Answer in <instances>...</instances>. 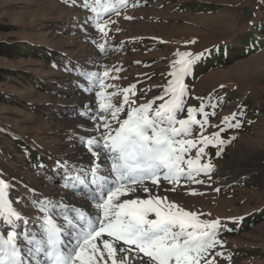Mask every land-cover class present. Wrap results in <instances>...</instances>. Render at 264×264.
<instances>
[{"label": "rangeland", "instance_id": "374dc122", "mask_svg": "<svg viewBox=\"0 0 264 264\" xmlns=\"http://www.w3.org/2000/svg\"><path fill=\"white\" fill-rule=\"evenodd\" d=\"M82 4L83 0H75V5L65 0H0L1 41L28 40L44 55L61 56L52 61L33 50L32 54L0 53V179L8 183V198L33 232L42 231L38 227L44 215L38 210L41 204L56 205L54 217L65 228L64 218H75L77 212L93 219L98 215L95 201L82 194L77 183L91 181L90 169L97 163L81 138L99 137L103 128L94 129L104 117L118 127L110 113L101 111L97 92L111 95V103L123 108L120 120L129 111L123 103L125 89L134 86V94L128 93L129 100L135 101L132 107L163 103L157 98L172 79L169 73L179 59L177 52L197 56L213 45L231 46L235 42L229 39L245 31L258 13L256 0H127L119 15L102 14L100 22L108 21L104 36L95 27V14ZM98 44H104L105 53ZM90 73H100L105 87L93 85ZM190 86L185 108L197 107L212 93L237 91L202 130L205 136L219 131L218 122L231 119L245 96L255 99L251 108L256 113L249 112L245 120L252 122L242 123L238 131L229 128L222 139H234L222 158L218 150L205 149L202 163L211 158L215 170L211 178L198 177L204 184L182 181L174 192L166 190L171 185L162 184L156 194L202 213L199 218L204 221L232 224L249 219L251 224L236 232H221L217 239L222 244L211 250L209 259L214 256L216 264H264V106L254 108L264 103V48L207 71ZM198 137L199 131L194 132L193 138ZM22 141L42 155L44 167L23 154L18 147ZM98 151L107 174L109 162L104 150ZM195 152L192 149L190 155ZM147 195L137 192L133 198ZM258 215L260 219L253 221ZM23 228L22 223L15 226L17 231ZM11 230L0 222V234Z\"/></svg>", "mask_w": 264, "mask_h": 264}, {"label": "snow or ice", "instance_id": "6c2138e0", "mask_svg": "<svg viewBox=\"0 0 264 264\" xmlns=\"http://www.w3.org/2000/svg\"><path fill=\"white\" fill-rule=\"evenodd\" d=\"M65 2L75 5V0ZM81 6L95 14V27L107 36L108 21L100 22L102 14L119 15L127 7V0H83ZM98 48L105 53L104 44H98ZM176 55L179 59L169 73L172 79L157 98L164 102L155 108V101L132 107L135 101L129 100L128 93L134 94L133 86L124 90L123 103L129 111L120 120L118 114L123 108L111 103V95L96 93L102 101L101 111L110 113L118 127L104 117L103 124L97 122L94 129L99 132L103 128L99 137L81 138L97 161L90 169L91 181H77L81 193L95 201V219L77 212L75 218H64L65 228L54 217L52 209L56 205L49 208L41 204L38 210L44 215L38 227L42 231L33 232L28 229L27 218L8 198V183L0 179V222L13 229L0 234V264H216L215 257L209 256L216 245L222 244L217 239L221 222L201 220L202 213L185 210L167 196L156 194L162 184L171 185L166 190L173 192L182 181L204 184L198 177L203 174L211 178L215 170L211 158L202 163L207 156L205 149L216 145L219 155V146L225 143L219 133L203 135L209 115H215L206 112L203 103L199 109L189 107L186 119L178 118L186 103L184 79L199 57L190 52ZM108 75V71L103 73ZM88 78L93 85L105 87L100 73H90ZM165 96L169 98L165 100ZM198 112L202 120L197 119ZM235 119L236 114L231 119L225 117L224 124L237 127L239 121L231 123ZM195 131H199L198 138H193ZM101 148L109 162L107 174L99 163ZM192 149H196L194 157L190 155ZM71 187L77 190L76 183ZM137 192L148 195L133 198ZM18 223L23 224V231L15 230Z\"/></svg>", "mask_w": 264, "mask_h": 264}, {"label": "trees", "instance_id": "16d2710c", "mask_svg": "<svg viewBox=\"0 0 264 264\" xmlns=\"http://www.w3.org/2000/svg\"><path fill=\"white\" fill-rule=\"evenodd\" d=\"M256 2L258 4V13L254 14L253 19L248 21L247 29L242 33H240L236 38L229 39L230 41L232 42L234 41L235 43H233L231 46H227L224 44L213 45L197 55L199 59L196 60L192 71H190L189 74L184 79V83L187 86V96L185 97V99L188 97V92L191 88V86L189 87L190 81L195 82L197 78H199L201 75H203L204 73H206L207 71L213 68L228 66L232 64L236 59L248 57L252 54L261 51L264 48V0H256ZM39 49L40 48L37 45L29 42L28 40H15V41L0 40V53L2 55L25 54V52L32 54V52L34 51L40 53L42 56L45 57L50 56L52 61H57L60 60L61 58V56L59 55L55 56V55H50L48 53L47 54L45 53L44 55V53L42 52L43 50H39ZM235 94H237L236 90L229 95L212 93L208 98L204 100L203 105L205 106V111L208 112L209 114L215 112V115H209V122L212 118L217 116L222 111V106L224 104H227L228 102H231L233 100ZM156 102L157 103L153 105L154 108L159 104H161L160 101H156ZM241 102L244 104L238 107L234 111L233 114H236V119L234 120V123H232V124H236L237 121H239V126L227 127L224 124L225 118L221 119L218 122L217 126L220 128V130L215 133H219L221 139L223 138L224 135H228L229 128H231L232 131H238L242 123L248 125L250 122H252V120H245V116L249 112L256 113V110L251 108L252 106H256L255 99L250 96H245L243 99H241ZM201 104H199L197 107L194 108L199 109L201 107ZM211 105H217V106L213 108ZM263 106L264 103L263 104L259 103L257 107L254 108H262ZM187 109L188 108H184V112L180 114V115H185V117H182V119L187 118ZM197 116L201 120L203 119V116L199 114V112L197 113ZM196 127L199 128V126ZM213 134H207L206 136L211 137ZM233 139H234L233 137H227L226 140H224L225 143L219 146L220 148H222V151H220V158H222L226 154ZM18 147H20V149L23 150V154H25L34 165L38 167L45 166V162L42 155L37 153V151L33 147H30L26 142L22 141L20 145H18ZM206 149L218 150L216 145H209ZM252 219L253 221H255L260 219V217L258 215L252 217ZM247 224L249 225L251 224V221L249 219L239 220L232 224H229L227 222L226 223L221 222V228L219 229V234L221 232H236L239 229L245 227ZM246 254H248V252Z\"/></svg>", "mask_w": 264, "mask_h": 264}]
</instances>
